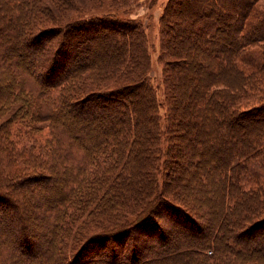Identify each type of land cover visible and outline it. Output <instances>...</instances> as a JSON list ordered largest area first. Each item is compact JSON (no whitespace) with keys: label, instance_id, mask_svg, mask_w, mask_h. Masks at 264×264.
I'll list each match as a JSON object with an SVG mask.
<instances>
[{"label":"trees","instance_id":"obj_1","mask_svg":"<svg viewBox=\"0 0 264 264\" xmlns=\"http://www.w3.org/2000/svg\"><path fill=\"white\" fill-rule=\"evenodd\" d=\"M109 1L128 8L136 0ZM257 1L169 0L159 18L164 61L160 99L149 78L146 34L139 24L83 16L77 25H59L56 33L61 37L45 36L34 31L35 25L46 20L60 24L50 17L53 10L76 9V0H0V264H147L144 248L149 243H131L129 249L127 243L136 230L146 239L167 238V230L152 220L157 210L185 232L193 231V225L201 227L202 235L195 238L205 248L199 260L187 264L262 260L261 243L238 239L254 236L264 224V14L253 28L244 25ZM172 3L177 10H167ZM104 31L119 44L111 63L96 66L97 78L71 73V38L95 40ZM23 40L28 50L20 54ZM40 50L43 56H38ZM39 58L41 63L36 62ZM108 75L118 79L73 99L84 93L80 81L101 88V77ZM82 106L89 108L85 116ZM96 106L108 108L110 123L99 124L98 133L84 125L73 127L72 115L94 121ZM161 142L164 175L170 176L175 163L187 168L179 158L195 157L198 142L206 162L221 159L220 174L209 185L210 223L220 217L228 222L232 216L241 224L237 235L227 238L222 233L208 240L186 195L167 192L165 183L159 188L147 166V181L136 185L144 170L143 155L158 160ZM36 172L51 175L49 182L55 186L38 189L34 183L48 176ZM207 174L202 171L198 180ZM22 205L30 223L24 215L13 222L2 218L7 208L19 213ZM39 209L46 232L41 242L30 221L38 219ZM128 213L135 214L133 221L125 217ZM76 214L95 216L104 226L80 241L74 255L61 254L62 247L69 248V220ZM156 260L152 264H173L165 255Z\"/></svg>","mask_w":264,"mask_h":264},{"label":"rangeland","instance_id":"obj_2","mask_svg":"<svg viewBox=\"0 0 264 264\" xmlns=\"http://www.w3.org/2000/svg\"><path fill=\"white\" fill-rule=\"evenodd\" d=\"M135 1V0H134ZM189 2L191 0H188ZM199 1V0H198ZM47 2V1H45ZM76 9L64 11L60 10L59 7H55L56 9L53 10L54 15L50 16L52 18H58V21L60 24L56 23L54 20H46L42 25L37 24L35 25L34 31H41V33H46L45 36H49L53 34V36H59L61 37L60 33H56L58 30L59 25L68 23L72 26L79 24V19L83 16L89 17V16H110L112 18H117L121 20H127L131 21L135 24L140 25V27L145 30L146 38V46L148 47V54H149V78L153 86L156 87L158 97L162 98V87H161V75H162V69L164 67V61L160 59V54L162 52V47L160 44V30L161 25L159 23V18L161 15L166 11L165 6L168 4L169 0H136L134 4L129 6L128 8L122 7V4L117 3L116 5H111L109 0H76ZM196 2V0H195ZM175 3H172L167 10H177L176 6H174ZM116 6V8H115ZM120 12H119V11ZM118 11V12H116ZM173 14H175V11H172ZM170 14V13H169ZM259 14H264V0H258L255 5L253 6V10L251 15L249 16L247 22L244 24L246 27H252L256 26L258 23V16ZM67 26V25H65ZM70 30V28L68 29ZM192 33V32H191ZM193 34V33H192ZM114 36L111 33L108 32H101L99 35L96 36L95 40H90L89 38L85 37H72L70 42L74 44V46H70L71 48V62L69 66H71V73H74L78 71V74H88V77L97 78L96 75V66L100 67L101 65H104V62L107 60L109 64L111 63L112 59L114 58L113 50L118 48V42L113 44ZM65 38V37H63ZM63 40V39H62ZM76 40L79 42L80 48H82L81 51H78V47L76 44ZM23 44L20 46L19 53L25 54L24 52L28 50V48L24 45V40L22 41ZM116 42V41H115ZM64 50L63 48H61ZM40 52L38 56L44 55V50L38 51ZM41 58L37 59V63H41ZM58 59V58H57ZM58 61V60H57ZM65 63V61H64ZM69 63V61H68ZM39 66V65H38ZM79 66V67H78ZM105 68V67H103ZM56 70V69H55ZM59 70V66L57 65V71ZM69 70V69H68ZM193 73V72H192ZM101 77V76H99ZM100 82L103 84L104 87L101 86V88L92 87L89 82L83 81L79 82L81 84L85 83L84 87V93L80 94L78 93V96L74 97L73 99H77L81 96H85L88 93L101 91L105 89L108 86V84H111V81H116L118 77L110 76L108 75L106 78L103 76L101 77ZM161 114L164 112V106H161ZM83 115H87L89 108L86 106H82ZM93 111H97L98 116L95 118L94 121L92 120H86L83 119V121L78 120L79 118H75L73 115V119L75 120V125L73 127H76L77 129L84 125L85 128H88V130H92V133H98L99 129H96L99 124H105L110 123L109 121V112L107 111L108 108L101 110L102 106H96L93 107ZM92 109V108H91ZM90 109V110H91ZM74 112L77 113V115H80V110L73 107L72 109ZM88 110V111H86ZM105 113V117H101L99 113ZM79 113V114H78ZM163 117L161 119V125L163 126ZM41 126V125H38ZM199 146L198 154L195 157L192 158H186V159H180L182 165H185L184 167L187 168H181V166H177L173 164V171L171 170L170 176L167 174L164 175L163 172L160 170V166H163V153L165 151V143L161 142L160 149H161V155H156L158 160H154L149 155L145 156L144 158V170L142 174L140 173V181H136V185L143 184V182L147 181L148 179V172L145 169L147 166L150 172L154 175L156 178V183L158 184L159 188L164 184V189L169 192H181L183 196H185V199L189 201L187 204L192 211L196 213V219L200 222V225H203L204 229L206 230V234L208 235V240L215 235L216 237L223 234H226V237H234L237 235L236 232L241 228L240 222L233 221V217L231 216V220L226 222L225 220H222V217L217 218L213 224L210 223V219L212 217V210L210 209V203L212 201V185L210 188V183L214 180H216V177L220 174V168L218 165H222L221 159H217V161H205L203 151V144L197 143ZM188 159L194 161V164L188 163ZM172 162V161H171ZM170 162V164H171ZM151 164L153 166V169H151ZM213 164H216L215 167ZM183 167V166H182ZM204 171L205 173H208L207 177L204 180H198L200 178V173ZM157 172V173H156ZM37 175L41 176H48V179H43L39 183L35 182L34 186H38V189H41L43 191L50 190L55 186V184L50 183L49 179L52 177H49L48 173H40ZM156 175V176H155ZM40 178V177H38ZM35 178H31L29 180H32ZM154 179V178H153ZM152 179V180H153ZM38 180V179H37ZM54 181V180H53ZM165 181V182H164ZM147 184V183H146ZM146 184L144 186H146ZM214 185V183H213ZM173 186V188H172ZM208 186V187H207ZM142 187V186H141ZM34 188V187H33ZM23 191L25 194H28L24 189ZM198 196L199 199H196ZM203 196H206L207 200L206 203L203 202ZM13 198V197H12ZM44 204L47 205L46 201H44ZM19 213L17 211H13L12 209L9 210L7 208L4 213L2 214V218L9 221H17L19 216H26L28 222L29 218L27 217L26 212L24 211V206L20 209H18ZM42 210L39 209V215L37 216V220L32 221V225L35 229L32 227V232L34 235V231L36 235H34L37 240L44 241L46 239V232L44 227V219L42 217ZM1 214V212H0ZM106 214L101 215V218L103 219ZM19 215V216H18ZM106 217V216H105ZM126 218H130V220L135 219V214H125ZM22 220V219H21ZM152 220L158 224L161 229H165L168 232L167 238L163 239V241H158L153 238H144L142 235L140 236L138 233V230H136V233L134 235L133 232H131L129 236V241L127 243V248L129 249L130 244L132 243V246H137L138 244H141L142 242H148L149 246L144 252V260L147 264L155 263L158 257H161L163 255L166 256L167 259L173 260V264H187L190 261H197L200 258V252L203 251L205 248L204 244L198 243L197 239L195 238L198 233L202 235L201 227L193 225L192 230H189L188 232H185L184 229L179 228L175 224H173L169 219L166 213H163L162 210H157L154 213V216L152 217ZM23 221V220H22ZM30 223V222H29ZM98 223V224H97ZM100 223V224H99ZM99 225V226H98ZM104 223L99 221L95 216L91 215H77L76 217L69 220V229H71V235L72 240L68 243L69 248L68 250L66 247H62V253L67 254V252L71 255H74V252H76L77 245H79L80 241H83L87 238V236L93 232H98L96 228L103 227ZM206 226V228H205ZM246 225H243V228ZM251 227L252 224L250 225ZM240 227V228H239ZM250 227V228H251ZM121 228V227H120ZM239 228V229H238ZM8 229V228H7ZM119 229V228H118ZM152 228L149 229V231ZM156 231V229H154ZM196 230V231H195ZM126 231V228L122 231ZM153 231V230H152ZM198 231V232H197ZM4 232L3 229H1L0 234ZM6 236L8 237L9 234L6 233ZM48 237V236H47ZM246 237H240L238 238L240 241H246L248 243L256 244V242L260 245L264 246V224L260 226L255 235L246 238ZM48 239V238H47ZM7 240V239H6ZM9 240V239H8ZM201 241H204L201 240ZM4 244V243H2ZM257 245V244H256ZM255 245V246H256ZM258 246V245H257ZM60 249V248H59ZM78 249V248H77ZM84 249H82L83 251ZM103 250V249H102ZM81 251V252H82ZM56 252L59 254L58 248L56 249ZM126 254V253H124ZM123 255V254H122ZM38 256L40 257V252H38ZM264 255L260 256L259 258L262 260H259V262H249L247 264H264ZM148 261V262H147ZM61 264H63V260L61 261ZM96 264H105L104 261H101ZM145 264V263H144Z\"/></svg>","mask_w":264,"mask_h":264}]
</instances>
